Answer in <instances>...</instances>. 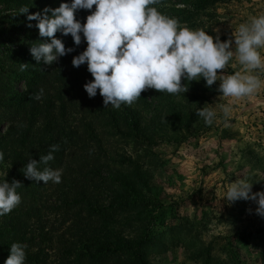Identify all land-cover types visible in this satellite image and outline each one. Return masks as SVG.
I'll list each match as a JSON object with an SVG mask.
<instances>
[{
    "label": "trees",
    "instance_id": "16d2710c",
    "mask_svg": "<svg viewBox=\"0 0 264 264\" xmlns=\"http://www.w3.org/2000/svg\"><path fill=\"white\" fill-rule=\"evenodd\" d=\"M176 1L181 7L169 0L153 7L167 5L164 11L170 18L188 26L209 4V0ZM17 2L16 12L3 16L10 32L6 38L15 43L0 49V152L4 153L0 168L5 170L0 184L16 179L23 185L17 189L20 205L0 216V264H5L13 243L25 246L24 264H148L150 253H162L166 245L177 244L203 264H220L211 257L210 244L196 247L185 239L190 232L186 221L165 223L163 209L153 215L155 203L148 193L145 171L118 147V142L139 148L151 145L166 136L159 127L177 133L174 123L181 115L176 96L148 89L130 106L105 108L99 90L89 98L83 87L93 80L87 64L72 65L73 57L87 47L83 36L76 46L70 34L58 31L56 38L75 50L51 65L43 59L37 62L30 53L32 45L47 38L40 37L38 21H29L27 16L72 0ZM23 8L28 12L22 13ZM94 10L95 6L78 10L76 19L83 24ZM21 63L28 64L27 70H19ZM182 83L188 86L182 94L188 103L196 98L191 93L195 80ZM41 88L42 98L32 99ZM147 111L150 116L142 125ZM54 144L59 145L55 159L39 168L61 170V182L27 179L23 171L29 160L39 161ZM257 233L264 235V229ZM225 252L223 263L239 264L233 250Z\"/></svg>",
    "mask_w": 264,
    "mask_h": 264
},
{
    "label": "rangeland",
    "instance_id": "374dc122",
    "mask_svg": "<svg viewBox=\"0 0 264 264\" xmlns=\"http://www.w3.org/2000/svg\"><path fill=\"white\" fill-rule=\"evenodd\" d=\"M17 1L0 0V49L15 43L6 38L10 32L3 16L16 12ZM169 3L181 7L176 0ZM166 6L158 11L170 17L164 11ZM260 15H264V0H209L204 11L188 22L192 24L180 25L205 30L213 37L219 35L222 42L231 39L234 49L239 25ZM261 52L264 55V49ZM238 71L244 69L234 53L228 68L218 70V75ZM254 74L264 80V72L257 70ZM219 84L218 80L208 87L203 78L195 81L191 93L196 98L188 103L183 93L174 94L181 115L174 123L177 133L169 127H159L166 136L151 145L139 148L118 142V147L132 155L145 171L148 193L155 203L151 206L154 216L163 209L161 218L165 223L186 221L190 232L185 239H191L196 247L210 244V255L220 264H227L223 263L225 249L235 252L239 264H264V235L257 233L264 229V217L255 213L258 205L251 200L229 203L224 198L231 182L237 179L252 183L253 193L264 192V87L253 97L233 101L221 97ZM230 102L232 112L224 117L222 105ZM202 107L216 111L211 125L196 115ZM149 116L148 111L143 114L142 125ZM4 173L0 168V177ZM147 260L148 264H203L180 244L166 245L162 253H150Z\"/></svg>",
    "mask_w": 264,
    "mask_h": 264
},
{
    "label": "clouds",
    "instance_id": "9594fccd",
    "mask_svg": "<svg viewBox=\"0 0 264 264\" xmlns=\"http://www.w3.org/2000/svg\"><path fill=\"white\" fill-rule=\"evenodd\" d=\"M161 0H72L71 4L61 3L57 8H45L42 12L29 14V21L36 20L40 37L47 38L30 47L33 58L47 65L58 61L74 48H66L56 33L71 35L74 44L79 46L83 39L86 49L74 56L72 65L79 68L87 64V70L93 80L84 84L89 98H94L99 90L105 108L111 105L119 109L122 104L132 105L141 97V93L154 89L159 93L180 94L188 91L184 81H199L203 78L211 87L220 81L218 91L223 98L238 101L255 96L264 87V80L254 74L264 72V15L251 18L250 22L239 25L234 35L235 48L231 39L222 42L219 35L213 37L205 30H191L182 27L177 18L162 14L153 5ZM95 10L87 15L83 24L76 19L78 10ZM27 13L28 8L21 9ZM50 13V15H49ZM28 27H32L29 23ZM82 34V35H81ZM50 40V42H49ZM243 72L231 75H218V70L228 68L233 55ZM28 68L27 63L20 64V71ZM43 89L31 97L40 100ZM220 97V98H221ZM224 117L232 112L231 102L222 105ZM207 125L216 119L217 113L212 107H202L196 111ZM59 145H51L47 155L39 161L30 159L23 174L27 179L60 183L62 172L59 169L39 165H48L55 159L53 153ZM4 153L0 152V161ZM23 185L13 179L0 184V216L9 214L21 203L17 189ZM229 203L238 200H251L258 207L255 213L264 217V192H252V183L245 179L231 182L225 197ZM251 211V210H249ZM25 246L13 243L5 264H24Z\"/></svg>",
    "mask_w": 264,
    "mask_h": 264
}]
</instances>
